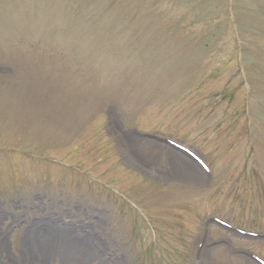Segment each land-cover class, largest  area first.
<instances>
[{
    "label": "rangeland",
    "instance_id": "obj_1",
    "mask_svg": "<svg viewBox=\"0 0 264 264\" xmlns=\"http://www.w3.org/2000/svg\"><path fill=\"white\" fill-rule=\"evenodd\" d=\"M0 264H264V0H0Z\"/></svg>",
    "mask_w": 264,
    "mask_h": 264
},
{
    "label": "bare ground",
    "instance_id": "obj_2",
    "mask_svg": "<svg viewBox=\"0 0 264 264\" xmlns=\"http://www.w3.org/2000/svg\"><path fill=\"white\" fill-rule=\"evenodd\" d=\"M151 143V142H150ZM181 160H183L180 155H177ZM184 161V160H183ZM185 162V161H184ZM187 163H189L187 160H186ZM71 240V239H70Z\"/></svg>",
    "mask_w": 264,
    "mask_h": 264
}]
</instances>
